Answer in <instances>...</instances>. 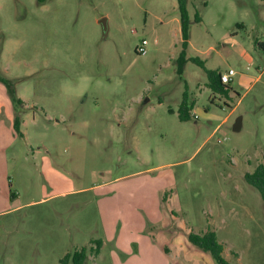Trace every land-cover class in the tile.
<instances>
[{
  "label": "rangeland",
  "instance_id": "obj_1",
  "mask_svg": "<svg viewBox=\"0 0 264 264\" xmlns=\"http://www.w3.org/2000/svg\"><path fill=\"white\" fill-rule=\"evenodd\" d=\"M186 9V58L233 70L227 97L191 61L178 73L176 0H0V75L27 107L19 133L0 109V264L81 248L83 264H216L187 241L207 231L228 264H264V202L244 181L264 166V0ZM0 102L14 106L1 82Z\"/></svg>",
  "mask_w": 264,
  "mask_h": 264
},
{
  "label": "trees",
  "instance_id": "obj_2",
  "mask_svg": "<svg viewBox=\"0 0 264 264\" xmlns=\"http://www.w3.org/2000/svg\"><path fill=\"white\" fill-rule=\"evenodd\" d=\"M46 0H38L40 4H43ZM177 2V10L179 13V23H180V33H181V51L176 60L177 62V71L179 74L182 67L185 65L187 61H191L196 65L200 66L205 73L207 79V87L210 91L214 93H218L225 97L228 96V86L222 85L220 83V74L214 71H210L205 69L203 62L197 58H186V49L188 48V28H189V17L186 9V0H176ZM194 21L199 22V18L197 14L194 16ZM254 46L264 55V42H254ZM0 82L5 85L7 94L12 101L14 108L22 104V101L17 98L15 90L13 88L12 82L0 75ZM188 96L187 93L184 92L182 95V100L178 109V118L180 121L185 122L189 120V110L192 108L193 103L188 104ZM20 126V116L16 114L13 120L14 130L19 133ZM244 181L256 189L264 202V166L259 164L252 173H246L244 175ZM187 241L196 249L209 253L216 264H228L222 257L223 246L220 244L214 232L207 231L200 235L189 233L187 235ZM94 254L97 255L99 252V248L101 246V241L96 240L93 242ZM92 251V250H90ZM88 250L86 248H81L79 251H75L72 254H66L61 260V264H67L70 262L71 264H83L87 258Z\"/></svg>",
  "mask_w": 264,
  "mask_h": 264
},
{
  "label": "built area",
  "instance_id": "obj_3",
  "mask_svg": "<svg viewBox=\"0 0 264 264\" xmlns=\"http://www.w3.org/2000/svg\"><path fill=\"white\" fill-rule=\"evenodd\" d=\"M147 46H148V42L145 39L141 40L140 43L135 48V53L138 56L146 55ZM234 76H235V72L230 69L227 71V73L220 74V83L222 85H228ZM194 118H196V116H194Z\"/></svg>",
  "mask_w": 264,
  "mask_h": 264
},
{
  "label": "crops",
  "instance_id": "obj_4",
  "mask_svg": "<svg viewBox=\"0 0 264 264\" xmlns=\"http://www.w3.org/2000/svg\"><path fill=\"white\" fill-rule=\"evenodd\" d=\"M188 46H189V42H188ZM12 104H13V103H12ZM19 106H20V108H18V110H17V107L14 109V106H13V107L10 106L9 103H6V102H0V109L5 108V110H6L7 114H8V116H9V118L11 119V116H12L13 120H14V116H15L16 114H18V115L20 116L21 113H22L24 110L27 109V107L24 105L23 102H22V104L19 105ZM19 106H18V107H19ZM8 108H9V110H8ZM21 108H22V109H21ZM19 112H21V113H19ZM9 114H10L11 116H10Z\"/></svg>",
  "mask_w": 264,
  "mask_h": 264
},
{
  "label": "water",
  "instance_id": "obj_5",
  "mask_svg": "<svg viewBox=\"0 0 264 264\" xmlns=\"http://www.w3.org/2000/svg\"><path fill=\"white\" fill-rule=\"evenodd\" d=\"M99 23L102 25L103 30H105V29H106V19H105V18H102V19L99 21ZM238 127H239V120H238L237 123L235 124L234 129H235V130H238Z\"/></svg>",
  "mask_w": 264,
  "mask_h": 264
}]
</instances>
